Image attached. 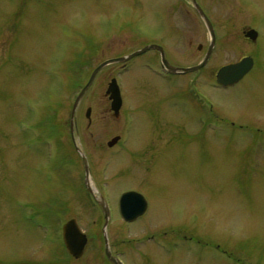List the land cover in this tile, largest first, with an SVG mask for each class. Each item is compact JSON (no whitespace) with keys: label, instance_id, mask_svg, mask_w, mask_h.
<instances>
[{"label":"rangeland","instance_id":"1","mask_svg":"<svg viewBox=\"0 0 264 264\" xmlns=\"http://www.w3.org/2000/svg\"><path fill=\"white\" fill-rule=\"evenodd\" d=\"M182 3L0 0V264H70L61 224L74 218L83 231L91 225L81 167L71 184L61 158L46 157V170L39 172L37 160L25 163L26 148L9 142L11 128L33 122V131L24 133L32 136L39 122L68 120L91 71L147 41L159 43L174 66L199 64L210 35L185 2L183 12ZM210 7L207 17L218 38L207 64L184 74V85L153 74L159 73L157 52L156 59L150 52L125 70L118 63L102 68L75 112L76 145L90 157L93 184H113L116 193L139 188L152 200L150 213L131 228L130 237L178 223L186 238L184 264H264V0H212ZM246 27L259 33L256 64L238 84L218 89L215 73L221 66L253 55L243 39ZM144 63L151 69L142 68ZM112 77L125 89L131 124L106 112L103 94ZM180 89L184 103L177 96ZM165 94L172 99L162 100ZM189 94L204 95L207 102L201 107ZM208 102L218 116L251 127L204 124L210 119ZM88 106L90 125L84 115ZM153 120L160 121L169 141L155 159L140 161L127 148L106 146L121 136L133 150L137 140L151 135ZM64 194L72 197L70 208Z\"/></svg>","mask_w":264,"mask_h":264},{"label":"flooded vegetation","instance_id":"2","mask_svg":"<svg viewBox=\"0 0 264 264\" xmlns=\"http://www.w3.org/2000/svg\"><path fill=\"white\" fill-rule=\"evenodd\" d=\"M184 2L187 3V6L189 7V11H191L194 15H197L199 18L200 16L197 11L196 5L206 16H208L207 12L210 11V9H212L210 7L212 0H206V2L204 3H202L201 0H183V3L181 4L183 12L185 9ZM252 29L254 30L255 28L246 27L243 29L242 34L244 41L247 44L251 45L252 48H254L252 52L253 55H250L249 53L244 54L233 63H236L243 58L249 57L252 59L253 65L252 68L236 84L242 81L247 76V74L251 72V70L254 68L256 64V58H258L259 48L257 46L258 43L257 40L260 38L259 33L257 32L255 39H250L246 36V34ZM214 32H215V42H216L218 38L216 28L214 29ZM142 39L145 40L149 38L144 37ZM215 42L212 52L215 48ZM152 44L162 47L159 43L156 44L147 41L143 43L142 46H140L135 50H138L146 46H150ZM209 44L210 42L208 43V46ZM199 49H201L200 46ZM163 51H164V56L166 58V51L164 50V48ZM131 52H127V54H122L121 56L128 55ZM150 52L153 53L152 55L154 59L158 57L156 53L154 54V52H157L159 54L158 57L160 64L159 73H156L158 72L156 71L153 74L159 75L168 84L172 83L175 85L178 84L184 85V78H183L184 73L179 71L176 73H167L162 69V62H161L162 57L160 51L157 48H149L143 54H140L125 63H121L120 64L121 70H125L126 67H128V65L136 58L144 57L145 55L151 56V54H148ZM176 67L183 68V66H176ZM142 68L151 69V64L144 63ZM173 76L174 77L181 76L183 79L179 80L178 78H176L174 82L173 79L171 78ZM230 87H221L217 84V88L221 90L222 89L227 90ZM119 92L121 98V106L117 116H115L114 112H112L111 110L110 94L107 93V88L105 89L103 94V99L108 104L106 112L107 113L109 112V114L115 120L120 121V119H122L126 125L131 124L134 121V117L132 118V114L130 111L128 110L126 111L124 109L126 107L125 105L126 94L124 93L125 89L123 90V87L120 84H119ZM177 93H178L177 96H180L182 103H184V90L180 89ZM143 95L145 94H142L141 97ZM188 96L190 100L196 99V101L200 103L201 107L203 104H205V102H207L206 97L204 95H201L203 98L200 95L196 96V94H189ZM165 98L172 99V95L165 94L162 100H165ZM213 107L214 105L208 102V112H210L209 113L210 119L205 121L204 124L216 125L222 123L225 126L229 125L231 127H238V128L251 127L250 126L251 124L249 123H245V122L240 123L228 119L226 117L224 118L222 116L221 117L218 116ZM88 109H90L89 117H86V112ZM84 115L88 120V125H90L91 123L90 106L86 108ZM44 123L45 125L40 124V122L36 124L37 126H35V128L37 132L36 133L32 132V134H35L32 136L24 135V133H26L27 130L33 131L34 129L33 122L29 124L25 123L27 124V126L23 127L21 130L11 128L12 133H15V135L13 136V134L11 133L9 142L11 143L13 148H18V146L20 147L21 150L23 148H26L25 151H23V156H22L25 163L29 164L30 160L32 162L37 160V169L39 170V172L45 169L46 157L47 159L49 157L53 159H56L57 157L58 159L59 158L63 159L64 162L62 164L61 169L64 172L65 176L68 177L70 184L76 178L77 166H79V168L81 167L80 172L82 175L81 177L82 185L85 190L84 199L87 202L86 208H87L88 216L89 218H91V225L88 231H83L81 229L85 234L86 244L79 257H75L69 254L65 249H63L66 258L68 259V262H70V264H77V262H80L82 261L83 258H85L84 261L81 263L84 264H184V240H186V238L184 237V227L182 225L176 223L173 226L168 227L167 230H162V231L159 228H157V226H155L151 231L142 232L143 234H141L140 236L130 237L131 228L137 224L142 223L141 221L145 220L144 218L150 213L152 200L149 198V196L146 194L145 191L143 192L139 188L125 187V189L119 190V192L116 193L118 190L113 189L114 187L113 184H105V183L93 184L91 178L92 177L91 160L87 152H85V150L84 152L81 153L78 151L76 145L77 143L76 133L78 131L77 121L75 120V118L73 121H71V112H70V118L68 120L53 119V120L45 121ZM160 128H161L160 121L153 120L151 135L146 136V138L142 140L140 139L137 140V146L133 150H131V147L128 148L127 146L124 145L126 139L121 136H118V140L116 143H114L112 146H109L108 143L116 136L112 137L110 140L106 142V146L109 149H112L114 147H119V149H122L123 151L125 148H127L126 153L130 156L134 155L136 158H139L140 161L142 158L155 159L158 154H161V150H166L165 146L169 143L168 138L165 137L164 135V131H162ZM64 130L67 135L62 136L61 133ZM17 132H19L21 136L17 135ZM183 132H184V128H183ZM254 138L258 139L259 137H254ZM165 152L166 151H164L163 154ZM82 154L85 156V160L82 158ZM77 155H79V161ZM85 164L88 169L89 181L91 180V183H88V185L85 183L86 180ZM56 171H58L57 168ZM67 191L69 192V194H71L74 190L71 186H69ZM130 191L142 195L146 204H145V210L141 215L135 217L132 220H126L121 214L119 202L121 195L125 192H130ZM61 198L65 201L64 202L65 207L70 208L71 206L70 204L72 203V197L66 198L64 194V197ZM26 204L31 205V201H26ZM69 219H74V218H69ZM115 227L116 228L121 227L122 230L116 231ZM116 239L118 240L116 241Z\"/></svg>","mask_w":264,"mask_h":264},{"label":"water","instance_id":"3","mask_svg":"<svg viewBox=\"0 0 264 264\" xmlns=\"http://www.w3.org/2000/svg\"><path fill=\"white\" fill-rule=\"evenodd\" d=\"M196 8H197V11L199 13V16L204 21V23H205V25H206L209 33H210L211 42H210V45L207 49V52H206L203 60L195 66L184 68L183 69L184 72L194 71V70H198V69L202 68L206 64V62H207V60L211 54V51H212V48L214 45V41H215L214 30L212 28L211 22L209 21L208 17L199 9V7L197 5H196ZM246 36L250 39H255L256 32L254 30H250L246 34ZM149 48H157L161 52V57H162L161 61H162L163 66L167 70H169L171 72L177 71L176 67H173L172 65H170L168 63V61L164 57V53H163L162 48L160 46H157V45H150V46L144 47V48L137 50V51H135V52H133L127 56L108 59V60L100 63L97 67H95V69L90 74L87 83L85 84V86L81 89V91L77 95L75 102H74V105H73V108H72L71 121L74 120V113H75V110L77 108L78 102L80 101V99L82 98V96L84 95L86 90L89 88V86L93 82L95 75L104 66L112 64V63L125 62V61L133 58L134 56H137V55L145 52ZM251 67H252V59L249 57L243 58L242 60H240L237 63L225 65L217 71L216 81L218 84L222 85L223 87L233 85L238 80H240L250 70ZM107 93L110 94V99L112 100L111 101V110H113L115 116H117L120 105H121V100H120V93H119L118 85H117L115 78H112L110 80V82L108 84V88H107ZM89 112H90V109L87 110L86 117H89ZM117 140H118V137H114L108 143V145L112 146L114 143L117 142ZM82 158L85 160V156L83 154H82ZM85 170H86V178H88L89 174H88V169H87L86 164H85ZM86 183H88L87 179H86ZM145 204L146 203H145L143 196L140 195L139 193H136L133 191L125 192L124 194H122V196L120 197V202H119L121 214L126 220H132L135 217L141 215L145 210ZM62 239H63V243H64L66 250L71 255H73L75 257H79L81 255L83 248L85 246V243H86V237H85V234H83V232L79 229L78 224L74 219L67 221L62 226Z\"/></svg>","mask_w":264,"mask_h":264}]
</instances>
